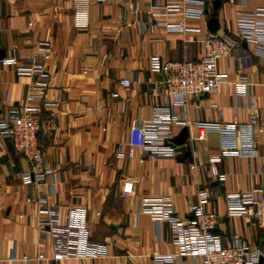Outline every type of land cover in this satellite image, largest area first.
Returning <instances> with one entry per match:
<instances>
[{
    "label": "crops",
    "instance_id": "1",
    "mask_svg": "<svg viewBox=\"0 0 264 264\" xmlns=\"http://www.w3.org/2000/svg\"><path fill=\"white\" fill-rule=\"evenodd\" d=\"M205 1L206 15L195 20L147 14L166 0H130V6L125 0H94L90 28L80 31L73 25L72 0H0V119L32 85L23 74L28 66L7 65L4 60L39 55V43L49 42L52 52L45 66L51 74L50 99L58 104V130L40 134L45 160L37 170L61 167L58 179L30 186L23 182L29 162L0 137V264H156L150 257L153 253L173 254L177 248L167 222L158 223L140 212L142 199L169 198L177 215L189 219L202 189L210 194L207 211L219 217L216 233L228 245L244 240L264 250V231L244 218L227 217L226 203L230 192L264 187V133L257 137L256 159H223L219 169L224 180L208 169V157L221 150L219 134L209 132L198 140L200 132L194 126H174V140L185 130L189 133L186 143L177 146L176 158H152L142 150L134 158L119 156L121 146L129 152L132 124L150 120L156 108L169 102L162 93L161 76L150 71L151 57L200 59L207 37L232 44L229 58L218 64L229 82L213 94L191 98L185 118L247 123L257 114L264 127V53L236 37L238 16L264 8V0ZM130 7L143 14H129ZM213 14L220 25L214 33L208 28ZM160 22L183 23L198 31L168 33ZM135 75L136 84L121 85ZM241 75L252 85L249 96L238 101L233 83ZM175 113L181 112L177 108ZM128 181L133 182L134 192L124 197ZM41 202L58 206L63 213L85 208L91 240L107 244L109 257L53 260L51 239L40 231L45 220L39 214ZM179 264L196 262L184 258Z\"/></svg>",
    "mask_w": 264,
    "mask_h": 264
},
{
    "label": "built area",
    "instance_id": "2",
    "mask_svg": "<svg viewBox=\"0 0 264 264\" xmlns=\"http://www.w3.org/2000/svg\"><path fill=\"white\" fill-rule=\"evenodd\" d=\"M94 0H72L73 25L80 31L90 28V7ZM105 2L106 0H95ZM130 6V0H125ZM205 0H166L157 3L148 15L153 17L182 16L186 19H201L206 15ZM129 14L142 15L138 10L129 8ZM237 38L256 51L264 53V8L241 13L237 18ZM168 33L197 32L198 29L186 27L183 23L160 22ZM144 29L145 26H144ZM205 54L197 60L166 61L155 55L149 62L150 71L161 76L163 94L169 100L153 111L150 120L134 122L130 128L128 147L125 153L122 146L120 157H135L137 150L147 152L152 158H176L177 147L174 145V126L196 127L204 140L209 132L219 134L221 150L208 157L209 173L221 180L219 166L224 158H246L254 160L258 156L257 137L264 133L259 116L253 114L247 123L238 120L232 123L224 121L191 122L184 116L191 98H199L217 92L222 84L228 83L226 73L218 69L221 60L229 58L232 44L222 38L207 37L203 41ZM39 55L27 58L15 57L4 60L7 65L23 62L28 71L23 74L32 79L29 93L6 116L0 119V137L8 140L14 150L30 164V170L23 175V182L45 183L46 180L58 179L61 167L37 170L44 162L45 154L40 144V134H52L58 130L56 108L58 104L50 99L51 74L45 66L50 59L52 47L42 41L38 45ZM138 81V76L126 78L121 82L124 87H131ZM235 97L247 98L251 83L246 75H241L234 83ZM117 97V94H113ZM213 107H217L215 104ZM180 114L175 113V109ZM198 108V106H197ZM134 184L128 181L124 197L132 196ZM30 198L28 202H32ZM210 201L208 190L198 192V201L191 207V217L181 219L169 198L145 197L140 203V212L149 215L154 221L167 222L173 233V242L177 252L173 254L153 253L150 257L156 264H179L184 258H192L196 264H260L264 250L252 247L244 240L228 245L222 235L216 233L219 217L207 211ZM227 217L244 218L251 226L264 231V187L248 192H230L226 195ZM39 214L45 217L40 223V231L50 237L54 252L53 260L98 259L109 257L107 244L91 240L88 212L85 208H70L64 213L55 205L41 202ZM44 259L43 255L38 257Z\"/></svg>",
    "mask_w": 264,
    "mask_h": 264
},
{
    "label": "water",
    "instance_id": "3",
    "mask_svg": "<svg viewBox=\"0 0 264 264\" xmlns=\"http://www.w3.org/2000/svg\"><path fill=\"white\" fill-rule=\"evenodd\" d=\"M218 4H219V2L215 3V5H216L215 10H217ZM219 27H220V25H219V21L216 17V14H213L212 18L208 22V28L211 32L214 33L219 29ZM1 59H3V52L0 51V60ZM188 137H189L188 130H185L179 138H177L173 141V143L175 144L176 147L183 145L188 140ZM260 264H264V258H261Z\"/></svg>",
    "mask_w": 264,
    "mask_h": 264
}]
</instances>
